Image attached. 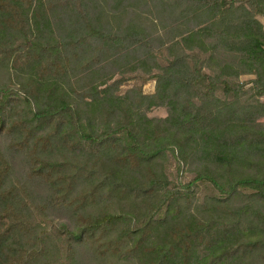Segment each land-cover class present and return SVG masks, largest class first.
<instances>
[{
	"label": "trees",
	"instance_id": "16d2710c",
	"mask_svg": "<svg viewBox=\"0 0 264 264\" xmlns=\"http://www.w3.org/2000/svg\"><path fill=\"white\" fill-rule=\"evenodd\" d=\"M124 1L0 0V72H15L31 111L19 148L62 154L64 163L33 172L66 194L78 183L90 188L78 201L88 215L74 229L45 225V208L7 188L11 166L0 147V264H79L83 247L100 264H253L264 258V0L169 5V60L149 70L153 95H120L125 79L114 80V67L147 62L134 46L144 30L123 23ZM242 75L256 78L231 82ZM12 95L0 83V134ZM156 107L167 118H149ZM169 153L194 175L187 184L171 188ZM201 184L221 195L202 215L192 208Z\"/></svg>",
	"mask_w": 264,
	"mask_h": 264
},
{
	"label": "rangeland",
	"instance_id": "374dc122",
	"mask_svg": "<svg viewBox=\"0 0 264 264\" xmlns=\"http://www.w3.org/2000/svg\"><path fill=\"white\" fill-rule=\"evenodd\" d=\"M110 1V0H109ZM175 0H126L123 2V7L129 6V14L124 19L126 25L130 24L134 26L136 31L143 29L144 32L140 36L134 34L135 48L137 49L135 54L137 57L147 58V62L139 64L136 69H132L136 62L129 66L118 69L114 67L111 70H118V74L115 75L114 80L121 78L125 79V82L119 89V94L124 95L134 89L141 90L145 95H153L156 92L157 81L151 77L150 69L154 68L156 64L161 67H165L168 64V45L171 38L170 30L171 23L174 19L169 5L173 4ZM236 19H241L243 16L242 9L234 11ZM258 20L262 23L264 29V17L259 16ZM126 21V22H125ZM112 25L114 22L111 21ZM131 61L134 59V55ZM223 60L230 61V58L223 57ZM233 60V58H232ZM239 60H234L235 64ZM208 70V69H207ZM156 71V74L159 73ZM208 72V71H207ZM15 73V72H14ZM13 71H10L9 66L0 72V83L7 84L12 89V99L9 103L10 122L7 130H4L0 134V147L8 160L11 170L9 172V180L7 182V188L12 187L16 189L22 199L29 207H41L46 209V214L42 218L43 224L51 226L56 224L65 223L70 228H75L88 213L84 209H78V201L82 200L90 193V188L82 183H78L74 189L66 194L65 185L60 183L54 185L49 183L43 178H39L35 175L33 169L37 163H64V156L59 153H52L41 150L42 152H25L19 148V143L23 139L29 138L30 125L25 123L26 119L31 116V111L28 108V100L19 92V81L15 77ZM256 77L254 75H242L239 79L232 78L231 82L234 84L250 82ZM114 80L112 82H114ZM110 82V83H112ZM251 85H248L246 89H249ZM222 97L223 94L219 92L217 94ZM251 95L249 92L248 96ZM264 102V97L260 99ZM149 118L165 119L168 116V109L166 107H156L151 109L147 113ZM264 123V119L262 120ZM18 126L24 130V137L19 133L12 132L10 126ZM45 131L39 130L36 132V139H40ZM35 152L37 149H34ZM169 158L165 160L166 173L172 182L171 188H176L181 184H187L190 182L194 175L188 172L186 166L169 153ZM42 172L40 170L38 173ZM69 176V174H68ZM250 193V192H248ZM193 210L202 215L204 211H210L208 207H202L205 203L209 204L210 200L219 199L221 196L214 188L209 184H201L197 188H193ZM66 200L67 203L73 204L72 208L60 205V201ZM239 201L243 202L242 199ZM104 207V204L91 206L88 208V212L91 214L97 213ZM118 207H114L116 209ZM113 236L106 240L104 243L111 240ZM105 261L94 253L89 247L79 248L78 250V262L79 264H100ZM108 264L110 260H106ZM116 262V260H115ZM253 264H264V258L258 259Z\"/></svg>",
	"mask_w": 264,
	"mask_h": 264
}]
</instances>
